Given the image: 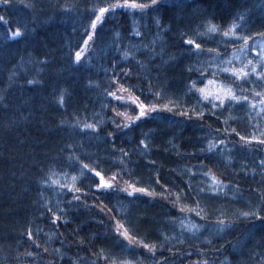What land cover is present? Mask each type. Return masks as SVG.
Segmentation results:
<instances>
[{
    "label": "trees",
    "instance_id": "1",
    "mask_svg": "<svg viewBox=\"0 0 264 264\" xmlns=\"http://www.w3.org/2000/svg\"><path fill=\"white\" fill-rule=\"evenodd\" d=\"M114 3L123 0H12L9 8L0 5V15L8 20V24L0 22V96L4 97L0 104H7V109L0 106V264H259L264 253V248L256 247L264 235L258 227L260 222L235 217L264 204V170L257 166L264 148L257 149L253 142L252 147L240 150L244 142L235 133L251 139L264 131L260 98L254 96L255 92H264V80L251 76L237 90L257 105L255 110L246 103H228L213 114L211 105L198 102V94L187 93L185 86L191 81L185 69L197 59L200 63L196 67L213 71L218 65L243 69L252 60L257 73H264L258 54L264 48L259 35L264 33V0H186L182 11L165 5L143 14L117 9L106 13L98 24L84 61L73 64L99 7ZM240 12L248 22L235 35L252 37L249 46L254 45L255 52L251 47L241 51L243 40H236L231 33L229 37L222 35L234 23H241ZM153 18L162 20L164 30L157 29ZM210 24L219 33H209ZM17 27L27 28L29 34L9 40V31ZM136 30L142 33L140 37L134 35ZM182 33L183 39L200 43L205 53L209 49L219 52L220 58L190 57L188 48L182 45ZM153 41L155 52L162 53V58H150ZM125 51L130 53L127 60L122 58ZM170 58L175 62L165 64ZM45 59L47 63L40 65L39 61ZM245 70L251 72V66ZM113 72L118 74L117 84H111ZM125 72L128 75H123ZM29 79L38 83L28 85ZM121 85L161 108L173 98L177 103L169 105L172 112L154 113L131 129H116L112 121L123 123L124 119L115 112L136 114L135 106H121L106 95ZM62 91L63 109L58 106ZM156 92H162L163 98L157 100ZM193 107L205 115L178 114ZM97 121L95 134L73 128L77 123L83 127ZM110 132L115 135L109 137ZM144 133L149 134L148 149L139 144ZM219 140L225 142L223 150L209 153V141ZM70 145L74 151H69ZM121 149L129 155L124 157ZM70 155L77 158L74 165L68 159ZM83 164L108 177L123 168L126 174L122 173L119 188L127 187L124 181H128L154 196L136 193L129 197L118 189L96 192L98 178L86 170L82 174ZM213 175L229 185L215 197L209 178ZM73 176L79 193L59 187L72 185ZM41 179L57 184L41 195ZM189 184L193 191L176 207L174 195L162 198L168 195L165 188L172 193L181 189L187 192ZM200 187L205 193H199ZM74 195H80V200L75 201ZM197 198L204 209L201 215L207 220H201L195 212L179 211L180 206L195 208ZM53 213L60 216L55 225L51 222ZM222 218L234 220L237 227L218 232L211 225ZM117 221L137 241L156 244L155 256L139 244L128 246L117 237ZM193 224L205 227L197 232ZM29 230L32 240L28 239ZM248 231L253 232V241L233 248ZM165 236L169 237L167 241Z\"/></svg>",
    "mask_w": 264,
    "mask_h": 264
},
{
    "label": "snow or ice",
    "instance_id": "2",
    "mask_svg": "<svg viewBox=\"0 0 264 264\" xmlns=\"http://www.w3.org/2000/svg\"><path fill=\"white\" fill-rule=\"evenodd\" d=\"M0 5H2L5 8H9L12 5V0H0ZM167 5L170 8H173L177 11H182L186 5V0H150V3H138L137 0H123V3H114L111 4L110 6L107 7H99L98 12H96L94 19L91 21V31L89 32L86 29V36L87 38L84 39L83 45L80 47V50L76 51L74 54V60L73 64L75 65H80L84 61V54L85 52L88 51V48L90 46V42L94 43V36L96 34V30L98 27V24H101L103 22V18L105 17L106 13L109 12H115L117 9H130L133 12H139L141 14L145 13V11H159L160 8L164 7ZM67 11V10H65ZM95 12V9H93ZM239 21L241 23H234L227 31L223 32V37H229L230 33L235 36L236 40H243L244 42V48H241V51L247 50L248 47H251V50L253 52L256 51L255 46H249V40L252 39V37H241V36H236V30L241 28L243 24L247 23V18L243 12L238 13ZM155 25L158 30H164L163 29V23L160 18H153ZM0 22L3 24H8V20L3 16L0 15ZM35 31V29H33ZM166 31V30H165ZM207 31L209 33H219V29L215 25H209L207 28ZM29 34V30L27 28H24L23 30L20 27L15 28V30H10L8 34V39L9 40H17L18 38H24L26 35ZM134 35L136 37H140L142 33L139 30H136L134 32ZM198 35H202L199 34ZM260 37L264 39V33H259ZM119 34L117 33V37ZM184 34H181L182 38V45L186 46L188 48V55L190 57H200L201 55H214L215 59L220 58V53L213 50L209 49L207 53L204 52L202 49V46L200 43H197L196 40L194 39H183ZM228 41H225L227 43ZM117 49L119 50L120 45L117 43L116 44ZM145 49L148 50L149 46L145 45ZM155 41H153L152 46H151V59H154L156 55H161L162 58V53L158 54L155 52ZM139 51V49H137ZM129 51H125L122 53V58L124 60H127L129 58ZM260 56V66L264 67V48H261L260 52L258 53ZM134 55V54H133ZM170 62H175L173 58H170L168 61H164L165 64L170 63ZM47 63V60H41L39 61L40 65H44ZM200 61L197 59L195 63L189 64V66L185 69V72L189 76V80L191 81L189 84H187L186 91L188 94L191 95H197L198 94V102L201 101H206L208 105H211V108L213 110V114H215V111L218 108H224L227 106L228 103L240 105V104H249L250 107L255 110L257 105L249 101L247 95L243 94H238V89L240 87L241 83L248 82L251 76H256L257 81L264 80V73H257V68L256 66L253 65V61L249 60L247 65L243 69H236L232 68L229 69L228 67H221V66H216L215 70L213 71L211 68H206V67H196L195 64H199ZM228 64H231V61H227ZM117 65H113V67H116ZM249 66H251V72L245 70ZM198 74V75H196ZM209 74L211 75V78H208ZM113 78L111 80V84H117L118 80L116 79V74L113 72ZM123 75H128L127 72L123 73ZM196 75L195 79H192V76ZM220 77H224V80H220ZM207 81L203 87H197L198 83H204V81ZM239 82V83H237ZM256 81H252V83H255ZM38 83L35 80L29 79L27 80L28 85H34ZM211 86H215L216 90L215 91H209L208 89ZM124 93H127V96L124 95ZM106 95L108 97H111L113 100H116L121 103V106H135V111L136 114L134 116H130L127 113H122V112H115V116L117 117H123L124 122L123 123H117L115 119L112 121V123L115 125L116 129L120 130H125V129H131L134 125H137L138 122H141L145 118L151 117L152 114L158 113L161 111H167V112H172L173 107H170L169 105L175 106L177 101L175 98L169 100L168 104H164L163 107H159L158 104L152 103L149 104L142 100L139 96L132 95L131 92L128 91L127 88L123 87L122 85L116 90V91H107ZM155 97L157 100H160L163 98V93L162 92H156ZM255 97H259V108L260 112L264 113V92H255L254 93ZM4 100V97L0 96V102ZM4 109H7V104L2 103L0 104ZM58 106L63 109L65 106V93L62 91L59 99H58ZM190 112H195L196 116L198 118H202L205 113L202 111H199L196 107H193L192 109L188 111H178V114L181 116H189ZM73 128H79V131L81 133H92L95 134L98 132L99 128V121L96 123H84L83 127L79 126V123L76 125H73ZM233 132L235 133V129H233ZM237 136H239V140L243 141L244 143L240 145V150H243L246 147H252L253 142L255 144V147L257 149L259 148H264V131H261L259 133V136L253 135L251 139H247L245 136L240 135L239 133H235ZM109 137L114 136L115 134L113 132H110ZM148 133H144L142 138L139 141V144L143 146V149H148L149 148V143H148ZM225 142L223 140H219L216 143H213L209 141L207 151L209 153H212L216 150L222 151ZM235 147V145H234ZM69 151H74V146H68ZM121 153L124 157H127L129 155L128 152L124 151L121 149ZM147 152H145V155ZM69 161L73 162V165L76 163L77 158L74 156H69ZM151 163H154V161H151ZM121 164H123V160L121 161ZM257 166L264 170V156H262L259 161ZM81 167V172L82 174L84 173V170H86L89 173H92L93 178H98V183L95 186V191L100 192L102 190L104 191H111L114 189H118L119 191L125 192L127 196L131 197L136 193L140 194H145L148 196H154V193L149 191L148 189L144 187H137L135 183H129L128 181H124V183L127 185L125 188H119V181L122 179V173H124V169L122 168L121 171L113 173L110 177L106 176V174L102 173L101 171H97L96 168L94 167H89L88 164H83L80 165ZM98 167V165H97ZM65 176H67V173H64ZM126 174V173H124ZM192 175H196V173H191ZM205 176H208V172L204 173ZM212 181L211 187H212V193L211 195L213 197L218 196L220 193L224 192L226 188H229V185L223 184V182L217 178L216 176H210L209 177ZM76 177H72V185H66V184H60L59 187L61 188H67L68 192L72 193H79L80 189L78 187H75V181ZM157 183H159V179H157ZM38 184L41 189V195H43V191L45 189L52 188L53 185L57 184L56 181H52V183H48L47 179H41L38 181ZM193 191L191 185H188V191L185 192L183 189L178 190L176 193H172L169 189L165 188V192L168 193L167 196H163L162 198L164 199H170L173 195L175 196V200H173V206L176 207L179 202L182 199H187L188 195ZM205 188L200 187L199 188V193L203 194L205 193ZM74 200L79 201L80 200V195H74ZM72 202L70 201L69 204ZM48 211L52 212V208L49 206ZM62 214H66L63 213ZM179 211L181 213L184 212H195L197 216L200 217L201 220H207L208 217L206 215H201V213L204 211V209L200 206V201L197 198L196 199V207L195 208H188L187 206H180ZM241 217L245 220L247 219H252L253 221H259V230L261 233H264V204L262 205H257L255 207V210H249V211H244L241 212L239 215L235 217V220L241 219ZM60 220V216L56 215L53 213L52 216V224L55 225L57 222ZM181 224L183 227L187 228L188 226L184 224L183 221H181ZM213 228H215L218 232H224L225 230H231L232 228L237 227L236 223L234 220H227V219H218L215 221L212 225ZM205 225H192V229L195 231L199 232L201 228H204ZM257 225L255 223L252 224V228L255 229ZM188 229V230H192ZM116 235L117 237H122L123 241H127L128 246L133 245V243H137L140 246H142L144 249H146L149 253L153 254V257L155 256V251L157 248L156 244H148V243H142L140 241H137L136 238L130 234L129 230L121 223L117 221L116 223ZM254 234L252 231H248L247 234L245 235L244 239H237L236 245H233V248H237L240 246H243L245 241L248 243H251L254 239ZM28 239L32 240L33 239V232L29 230L28 232ZM169 237L165 236L164 240L167 241ZM209 244L212 243V241H208ZM230 243V242H229ZM39 247V245H37ZM257 248H264V235L260 236L259 241L256 244ZM46 252L47 249H44ZM28 255H32V253H28ZM256 253H253V256H255ZM105 259L107 257L105 256ZM124 264H131V262H124ZM161 264H167V261L161 262ZM204 264H208V262H204ZM259 264H264V253L260 254V260Z\"/></svg>",
    "mask_w": 264,
    "mask_h": 264
}]
</instances>
